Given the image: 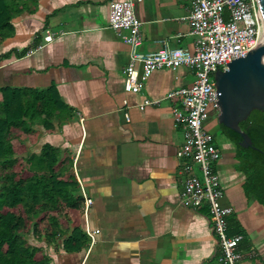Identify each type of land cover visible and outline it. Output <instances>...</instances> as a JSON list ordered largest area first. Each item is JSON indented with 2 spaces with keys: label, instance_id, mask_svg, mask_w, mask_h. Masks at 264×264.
Segmentation results:
<instances>
[{
  "label": "crops",
  "instance_id": "0c3cea01",
  "mask_svg": "<svg viewBox=\"0 0 264 264\" xmlns=\"http://www.w3.org/2000/svg\"><path fill=\"white\" fill-rule=\"evenodd\" d=\"M112 1L29 0L13 18V35L0 41V103L4 88H17L54 92L63 105L50 119L26 118L31 130L12 136L17 154L37 156L46 145L58 149L62 178H74V195L83 199L79 208L51 211L60 224L40 237L30 233L29 240L50 258L48 264H218L208 208L181 198L178 151L185 125L173 113L180 98L166 97L191 86L195 71L158 69L140 93L126 91L130 45L110 25ZM134 1L142 21L140 51H157L165 41L194 49L185 18L192 0ZM145 99L159 102L141 108ZM207 121L222 151L215 169L225 185L223 203L234 207L229 234L244 235L238 264H264V205L246 189L236 142L218 117ZM86 197L92 199L88 210ZM77 227L79 247L69 240ZM88 228L97 231L94 238Z\"/></svg>",
  "mask_w": 264,
  "mask_h": 264
},
{
  "label": "built area",
  "instance_id": "2783aa9c",
  "mask_svg": "<svg viewBox=\"0 0 264 264\" xmlns=\"http://www.w3.org/2000/svg\"><path fill=\"white\" fill-rule=\"evenodd\" d=\"M185 18L196 37L193 50L171 47L165 41L161 49L143 52L139 50L142 21L136 16L135 1L111 2L110 25L130 45V62L124 70L126 91L140 93L158 69L187 66L195 71L191 86L177 88L166 96L180 98L181 105L174 107L173 113L176 121L185 125V140L178 151L184 186L181 198L196 209L208 208L219 243L218 264H238L245 256L240 249L244 235L229 234L228 217L234 207L223 203L225 185L215 169L222 151L205 123L212 109L220 113L215 72L259 45L261 4L260 0H192V9ZM52 38L46 36L48 41ZM158 102L145 99L140 107ZM91 204L92 199L86 197V210ZM87 232L94 238L97 231L88 228Z\"/></svg>",
  "mask_w": 264,
  "mask_h": 264
},
{
  "label": "trees",
  "instance_id": "16d2710c",
  "mask_svg": "<svg viewBox=\"0 0 264 264\" xmlns=\"http://www.w3.org/2000/svg\"><path fill=\"white\" fill-rule=\"evenodd\" d=\"M28 2L0 0V41L13 35V18L27 9ZM62 106L57 94L51 91L3 89L0 103V264H48L50 258L30 242L29 234L40 237L42 231L50 232L52 225L60 224L58 216L51 215V211L58 212L64 205L71 208L82 205V197L74 195L77 188L74 178H62L65 167L58 168V149L46 145L40 155L24 157L17 154L12 143L14 134L22 135L31 128L26 118L31 121L45 114L50 119L56 110L63 109ZM240 126L258 149L241 146L242 135L221 124L224 133L237 144L240 166L248 174L247 191L264 205V110L255 109ZM74 231L69 240L77 241L76 247H79L81 230L77 227Z\"/></svg>",
  "mask_w": 264,
  "mask_h": 264
},
{
  "label": "water",
  "instance_id": "95a60500",
  "mask_svg": "<svg viewBox=\"0 0 264 264\" xmlns=\"http://www.w3.org/2000/svg\"><path fill=\"white\" fill-rule=\"evenodd\" d=\"M261 4V34L259 45L246 56L233 59L227 68L215 72L219 92V124L242 135L240 145L257 148L252 138L240 126L255 109L264 110V0Z\"/></svg>",
  "mask_w": 264,
  "mask_h": 264
},
{
  "label": "rangeland",
  "instance_id": "374dc122",
  "mask_svg": "<svg viewBox=\"0 0 264 264\" xmlns=\"http://www.w3.org/2000/svg\"><path fill=\"white\" fill-rule=\"evenodd\" d=\"M218 115H219L218 109H212L208 115V119H207L208 121L207 122L209 123V122L217 121Z\"/></svg>",
  "mask_w": 264,
  "mask_h": 264
}]
</instances>
